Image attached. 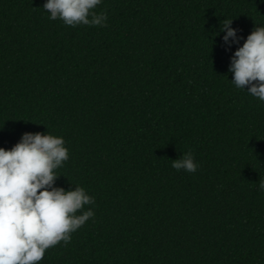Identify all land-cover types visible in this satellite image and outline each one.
I'll return each mask as SVG.
<instances>
[{"label": "trees", "instance_id": "trees-1", "mask_svg": "<svg viewBox=\"0 0 264 264\" xmlns=\"http://www.w3.org/2000/svg\"><path fill=\"white\" fill-rule=\"evenodd\" d=\"M44 3L0 0V147L63 137L54 186L95 204L39 264H264V101L228 72L264 2L102 0L105 25L76 27Z\"/></svg>", "mask_w": 264, "mask_h": 264}, {"label": "clouds", "instance_id": "clouds-1", "mask_svg": "<svg viewBox=\"0 0 264 264\" xmlns=\"http://www.w3.org/2000/svg\"><path fill=\"white\" fill-rule=\"evenodd\" d=\"M264 2V0H262ZM102 0H45L43 9L65 25L104 26L107 15L95 9ZM232 20L220 25L222 41L238 44ZM219 35V33H214ZM228 72L237 89L264 101V26H255L230 57ZM69 158L63 137L25 132L11 149L0 147V264H39L46 250L75 233L94 216V197L83 187H56L57 169ZM175 170L195 173L191 152L172 160ZM264 191V183L259 185Z\"/></svg>", "mask_w": 264, "mask_h": 264}]
</instances>
